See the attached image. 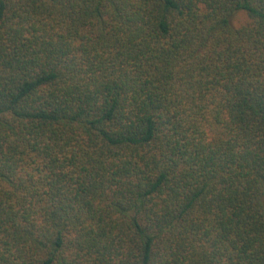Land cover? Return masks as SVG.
<instances>
[{
    "label": "trees",
    "instance_id": "16d2710c",
    "mask_svg": "<svg viewBox=\"0 0 264 264\" xmlns=\"http://www.w3.org/2000/svg\"><path fill=\"white\" fill-rule=\"evenodd\" d=\"M0 264H264V0H0Z\"/></svg>",
    "mask_w": 264,
    "mask_h": 264
},
{
    "label": "rangeland",
    "instance_id": "374dc122",
    "mask_svg": "<svg viewBox=\"0 0 264 264\" xmlns=\"http://www.w3.org/2000/svg\"><path fill=\"white\" fill-rule=\"evenodd\" d=\"M248 22V17L245 13L241 12L239 13L235 19H234V23L237 25V26H240V25H243L245 23Z\"/></svg>",
    "mask_w": 264,
    "mask_h": 264
}]
</instances>
